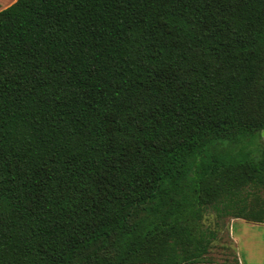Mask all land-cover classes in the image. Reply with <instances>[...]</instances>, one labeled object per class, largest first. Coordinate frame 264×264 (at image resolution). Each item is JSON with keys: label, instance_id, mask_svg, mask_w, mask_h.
Instances as JSON below:
<instances>
[{"label": "trees", "instance_id": "16d2710c", "mask_svg": "<svg viewBox=\"0 0 264 264\" xmlns=\"http://www.w3.org/2000/svg\"><path fill=\"white\" fill-rule=\"evenodd\" d=\"M263 136L264 0H16L0 264H214L209 210L264 224Z\"/></svg>", "mask_w": 264, "mask_h": 264}, {"label": "crops", "instance_id": "0c3cea01", "mask_svg": "<svg viewBox=\"0 0 264 264\" xmlns=\"http://www.w3.org/2000/svg\"><path fill=\"white\" fill-rule=\"evenodd\" d=\"M15 1H9L10 4L0 8V11L12 5ZM229 220H231L228 223L229 236L236 245L239 264H264V224L248 223L243 219ZM240 224H247L248 226ZM248 237L251 240H248L250 239ZM256 243H262V245ZM214 264H217V262Z\"/></svg>", "mask_w": 264, "mask_h": 264}, {"label": "rangeland", "instance_id": "374dc122", "mask_svg": "<svg viewBox=\"0 0 264 264\" xmlns=\"http://www.w3.org/2000/svg\"><path fill=\"white\" fill-rule=\"evenodd\" d=\"M11 0H0V8H4L6 5L10 4ZM260 138V136L258 137ZM264 139V136L262 137ZM258 141H260L258 139ZM217 221L216 215L212 210H209L205 218V224L210 228H216L218 230L219 238L214 242L210 257L217 262V264H234V255L236 254V245L234 241L229 236L228 223L231 221L225 219L219 222L218 226H215ZM248 226L247 224H240ZM250 238V237H248ZM248 240H251L248 239ZM259 240V239H258ZM257 245H262V243H256ZM238 257V256H237Z\"/></svg>", "mask_w": 264, "mask_h": 264}]
</instances>
